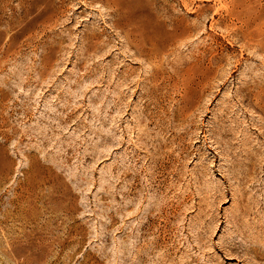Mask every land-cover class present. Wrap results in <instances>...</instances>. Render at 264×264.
I'll return each mask as SVG.
<instances>
[{"label":"rangeland","instance_id":"374dc122","mask_svg":"<svg viewBox=\"0 0 264 264\" xmlns=\"http://www.w3.org/2000/svg\"><path fill=\"white\" fill-rule=\"evenodd\" d=\"M0 264H264V0H0Z\"/></svg>","mask_w":264,"mask_h":264}]
</instances>
